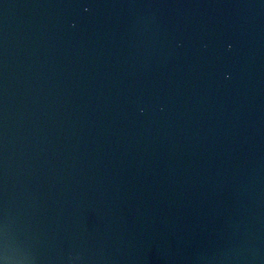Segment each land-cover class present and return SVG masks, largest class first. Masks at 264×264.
I'll use <instances>...</instances> for the list:
<instances>
[{"label":"water","instance_id":"water-1","mask_svg":"<svg viewBox=\"0 0 264 264\" xmlns=\"http://www.w3.org/2000/svg\"><path fill=\"white\" fill-rule=\"evenodd\" d=\"M0 264H264V0H0Z\"/></svg>","mask_w":264,"mask_h":264}]
</instances>
